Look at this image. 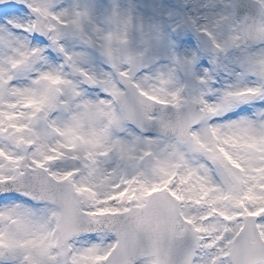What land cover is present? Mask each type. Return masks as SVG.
<instances>
[{
	"label": "snow or ice",
	"instance_id": "snow-or-ice-1",
	"mask_svg": "<svg viewBox=\"0 0 264 264\" xmlns=\"http://www.w3.org/2000/svg\"><path fill=\"white\" fill-rule=\"evenodd\" d=\"M0 264H264V0H0Z\"/></svg>",
	"mask_w": 264,
	"mask_h": 264
}]
</instances>
